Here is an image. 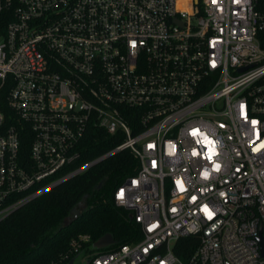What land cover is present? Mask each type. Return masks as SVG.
<instances>
[{
  "label": "built area",
  "instance_id": "1",
  "mask_svg": "<svg viewBox=\"0 0 264 264\" xmlns=\"http://www.w3.org/2000/svg\"><path fill=\"white\" fill-rule=\"evenodd\" d=\"M4 11L0 222L128 152L136 169L112 201L137 239L84 256L80 236L74 264H264V0H0ZM92 129L115 146L85 162Z\"/></svg>",
  "mask_w": 264,
  "mask_h": 264
},
{
  "label": "trees",
  "instance_id": "2",
  "mask_svg": "<svg viewBox=\"0 0 264 264\" xmlns=\"http://www.w3.org/2000/svg\"><path fill=\"white\" fill-rule=\"evenodd\" d=\"M10 21L9 11L0 14L1 33ZM10 87L0 82V111L6 115ZM29 145L30 135L25 131L19 152L26 159ZM83 146L87 162L107 153L115 143L104 132L92 129ZM135 169L136 162L128 152L117 153L13 212L0 222V264H68L76 256L71 244L80 236L90 238L81 248L84 256L93 254V244L106 234L116 246L136 240V224L112 201L113 189ZM182 246L188 256L197 246L196 239L186 238Z\"/></svg>",
  "mask_w": 264,
  "mask_h": 264
},
{
  "label": "water",
  "instance_id": "3",
  "mask_svg": "<svg viewBox=\"0 0 264 264\" xmlns=\"http://www.w3.org/2000/svg\"><path fill=\"white\" fill-rule=\"evenodd\" d=\"M72 215L74 216V218H76L77 217V211L74 210L72 212ZM114 244H115V241H114L113 237L110 234H106L105 236L101 237L100 239H98L93 244V250H95V251L103 250V249L109 248L110 246H112ZM68 264H74V259L71 260Z\"/></svg>",
  "mask_w": 264,
  "mask_h": 264
},
{
  "label": "rangeland",
  "instance_id": "4",
  "mask_svg": "<svg viewBox=\"0 0 264 264\" xmlns=\"http://www.w3.org/2000/svg\"><path fill=\"white\" fill-rule=\"evenodd\" d=\"M83 209V206L81 205V207L79 208V210Z\"/></svg>",
  "mask_w": 264,
  "mask_h": 264
},
{
  "label": "snow or ice",
  "instance_id": "5",
  "mask_svg": "<svg viewBox=\"0 0 264 264\" xmlns=\"http://www.w3.org/2000/svg\"><path fill=\"white\" fill-rule=\"evenodd\" d=\"M193 134H195V132Z\"/></svg>",
  "mask_w": 264,
  "mask_h": 264
}]
</instances>
